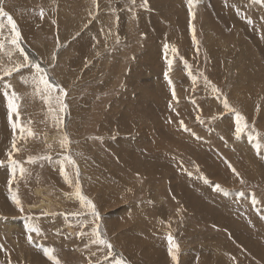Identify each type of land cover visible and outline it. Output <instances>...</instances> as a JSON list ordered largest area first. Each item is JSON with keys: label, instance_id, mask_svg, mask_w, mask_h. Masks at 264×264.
Listing matches in <instances>:
<instances>
[{"label": "rangeland", "instance_id": "rangeland-1", "mask_svg": "<svg viewBox=\"0 0 264 264\" xmlns=\"http://www.w3.org/2000/svg\"><path fill=\"white\" fill-rule=\"evenodd\" d=\"M2 6L16 21L20 48L64 90L67 107L58 113L63 124L52 118L31 83V63L4 75L27 62L8 43L10 26L0 31V264H53L47 248L60 264H174L169 233L179 245L176 264H264V0ZM13 91L18 123L33 136L12 127L5 92ZM225 99L247 124L239 137ZM13 137L15 177L7 156ZM61 161L71 183L60 175ZM77 181L98 220L74 195ZM31 225L41 229L32 243ZM93 229L112 245L110 256L106 245L92 243Z\"/></svg>", "mask_w": 264, "mask_h": 264}, {"label": "snow or ice", "instance_id": "snow-or-ice-1", "mask_svg": "<svg viewBox=\"0 0 264 264\" xmlns=\"http://www.w3.org/2000/svg\"><path fill=\"white\" fill-rule=\"evenodd\" d=\"M134 2V0H133ZM194 0H189V4H193ZM3 5V0H0V18H6V23L4 22L3 19H0V31H2L3 29H5L6 27L10 26V30H11V38L8 41V43L12 46H14L16 49H18L20 51V53L22 55H24V60L27 63H20L17 64L15 68L12 69H8L5 70L4 75L8 76L11 75L12 72L17 71L20 68H25L28 66V63H31V68L34 69L33 73H32V77H31V83L35 86V92L36 94L41 95L42 99L44 100L45 103L49 104V113L52 115L53 119H58L60 124H63V118L60 117L58 115V113H63L67 107V105L64 103V90L62 88H59L58 85H55L54 83L51 82L50 77L47 75V70L44 69L43 67H41V65L39 63H32L28 60V56L26 54H24V50L22 48H20V45L18 43L19 39H20V32L17 29V24L16 21L13 19V16L9 14V12L4 10ZM40 15L43 16V10L41 9ZM189 28L190 30L193 32V43H196V38H195V31H194V25L192 24V20L195 17V13L191 10V8L189 9ZM4 42L0 41V51H2L4 49ZM165 49L168 48V45L165 44L164 45ZM173 52H176V48L173 47L172 48ZM10 54V53H9ZM183 59V58H181ZM169 64V68H171V64L172 61L169 60L168 61ZM186 64V62H185ZM165 78L168 79V71H165ZM206 83H208L209 85H211L210 81H207V78H205ZM25 83H28L27 80L24 81ZM169 84H171V80H169ZM7 87H11V85H8ZM213 92H218L219 90L215 87V85H211ZM59 91V95H54V93L56 91ZM173 99H176L175 96V91H173ZM5 96L7 97V107L9 110V118L10 121L12 120L13 114H15L16 116V120L17 123H13L12 127L14 129H16L17 127L20 128V133L23 136L24 133H27V136H33L34 133L32 132V130L30 128H25L23 126H20L18 121H19V109H20V104H19V99L20 97L17 95L16 92H11L10 94L5 92ZM55 104L57 107H53L52 105ZM223 106L225 109H229L231 111L235 112V116H236V128H235V134L237 137H239V135L241 133H243L245 131V129L247 128V124L244 123V117L235 109H231L227 99H225L223 101ZM199 119V117H198ZM181 126L183 127V122H181ZM257 136H259V133H257ZM251 138V137H250ZM70 143L67 135L65 134L63 136V138L60 140V146L62 148H67L68 144ZM257 147H259V145H257ZM20 148H18L17 143H16V138L13 137V141H12V151L7 153L8 156V163L12 169V174L13 177H15V172L17 170L18 167V162L13 159L12 157V152L15 151H19ZM43 159H50L51 157H42ZM36 159V157H32L30 156L28 158L29 162H34ZM64 161H67V163L72 164L73 166L75 165V161L73 160V158L71 157V155H66L64 157ZM64 161H61V174L64 175L65 181L68 183H71L72 181L69 179L68 174L64 171ZM0 163H3L2 161H0ZM229 167H231V165H229ZM232 171L235 173V169L233 168ZM19 172L20 175L23 176L26 172V169L23 168L22 166H19ZM238 175V173H237ZM207 182V181H205ZM244 181L241 180V183H243ZM12 180H9V185H11ZM217 190L220 189V185H216L215 186ZM11 192V189H9ZM74 195L79 199V201L81 202V205L88 208L91 213L96 217V219H99V214L96 212L95 209V205L93 204V202L88 199L86 196L82 195L81 191H80V186L79 183L77 181L76 183V188H75V192ZM11 199L12 201L16 204L17 208L23 212L24 209L21 207V202L20 199L18 198L17 194L15 192L11 193ZM73 215H80V213H74ZM98 228V226H97ZM29 235H28V240L29 242L33 241V236L31 235V233H35L36 235H39L41 232V229L39 226L36 225H31L29 226ZM78 235H83V233H78ZM93 236H95V239L92 240V243L94 244H101V245H106L107 249H108V255L110 256L111 253V249H112V245L105 239H103L101 237V234L99 233V231H97V229H93ZM166 239L168 240V253L172 259V261L174 262V264H176L177 262V254L179 251V245L176 244V242L174 241L173 236L171 235V233H169L166 237ZM54 249L52 248H47L45 249V255L49 258V260L53 261V264H60V261L56 258V256L54 255ZM116 264H123V262L121 260H117Z\"/></svg>", "mask_w": 264, "mask_h": 264}, {"label": "bare ground", "instance_id": "bare-ground-1", "mask_svg": "<svg viewBox=\"0 0 264 264\" xmlns=\"http://www.w3.org/2000/svg\"><path fill=\"white\" fill-rule=\"evenodd\" d=\"M156 13H157V12H156ZM153 16H154V15H153ZM76 44H77V43H76ZM82 45H83V44H82ZM77 48H78V47H77ZM84 53H85V52H84ZM82 56H83V55H82ZM130 66H131V65H130ZM10 84H11V83H10ZM1 87H2V86H1ZM2 88H3V87H2ZM15 88H16V87H15ZM17 89H18V88H17ZM84 109H85V108H84ZM84 109H83V110H84ZM122 117H123V116H121V119H120L121 121H122ZM19 120H20V119H19ZM16 121H17V120H16ZM74 124H75V123H74ZM113 144H114V143H113ZM124 145H126V144H124ZM126 146H127V145H126ZM111 147H112V145H111ZM123 147H125V146H123ZM126 149H127V148H126ZM114 154H115V152H114ZM120 154H121V153H120ZM59 167H61V166H59ZM55 168H56V166H55ZM53 170H54V169H53ZM59 170H60V169H59ZM53 172H55V171H53ZM59 172H60V171H59ZM58 174H59V173H58ZM82 174H83V173H82ZM60 175H61V173H60ZM117 175H118V174H117ZM54 176H55V175H54ZM57 176H58V175H57ZM57 176H56V178H60V176H59V177H57ZM61 176H62V175H61ZM83 178H84V176H83ZM123 179H124V178H123ZM56 180H57V179H56ZM61 181H62V180H61ZM56 182H57V181H56ZM58 182H59V179H58ZM62 182H63V181H62ZM62 182H60V183H62ZM60 183H59V184H60ZM66 185H67V183H66ZM183 185H184V184H183ZM183 185H181V186H183ZM62 186H63V185H62ZM69 186H70V185H69ZM69 186H68V187H69ZM184 186H185V185H184ZM155 189H156V188H155ZM185 189H187V188L185 187ZM185 189H183V190H185ZM94 190H95V189H94ZM176 190H177V189H176ZM176 190H175V192H176ZM155 191H156V190H155ZM177 191H178V190H177ZM186 191H187V190H186ZM114 197H116V196H114ZM117 198H118V197H117ZM74 199H75V198H74ZM77 200H78V199H77ZM112 200H113V199H112ZM109 202H111V201H109ZM105 203H106V202H105ZM73 204H74V203H73ZM99 205H100V203H99ZM82 208H83V207H82ZM101 208H102V207H101ZM31 209H33V208H31ZM34 209H35V208H34ZM106 209H107V208H106ZM158 211H159V210H158ZM45 212H48V211H45ZM159 213H160V212H159ZM158 215H159V214H158ZM160 215H161V214H160ZM60 217H61V216H60ZM122 222H123V220H122ZM149 223H150V222H149ZM191 226H192V225H191ZM219 226H220V225H219ZM69 228H70V227H69ZM69 228H68V229H69ZM74 228H75V227H74ZM147 228H148V227H147ZM70 229H71V228H70ZM84 230H85V229H84ZM149 230H151V229L149 228ZM79 231H80V230H79ZM209 231H210V230H209ZM79 233H80V232H79ZM81 233H83V232H81ZM72 235H73V234H72ZM124 235H126V234H124ZM63 236H64V235H63ZM24 237H25V236H24ZM118 237H119V236H118ZM118 237H117V238H118ZM121 237H122V236H121ZM123 237H125V236H123ZM138 237H139V236H138ZM119 238H120V237H119ZM140 238H141V237H140ZM110 239H112V238H110ZM25 240H26V239H25ZM133 240H134V239H133ZM133 240H132V241H133ZM137 240H139V239H137ZM137 240H136V241H137ZM141 240H143V237L141 238ZM110 241H111V240H110ZM116 241H118V240L116 239ZM136 241H135V242H136ZM24 242H25V241H24ZM133 242H134V241H133ZM137 242L139 243V241H137ZM137 242H136V243H137ZM143 242H144V240H143ZM31 243H32V242H31ZM143 244H144V243H143ZM33 247H34V246H33ZM137 247H139V246H137ZM27 248H28V247H27ZM139 248H140V247H139ZM28 249H29V248H28ZM104 251H105V250H104ZM253 251H254V250H253ZM29 252H30V251H29ZM148 253H150V252L148 251ZM158 253H159V251H158ZM158 253H157V254H158ZM161 253H162V252H161ZM39 254H40V253H39ZM152 254H153V253H152ZM154 254H155V252H154ZM159 254H160V253H159ZM162 254H163V253H162ZM31 255H32V254H31ZM33 255H34V254H33ZM36 255H37V254H36ZM36 255H34V256H36ZM22 256H23V255H22ZM28 256H29V255H28ZM152 256H153V255H152ZM163 256H164V255H163ZM261 257H262V256H261ZM20 258H21V257H20ZM22 258H23V257H22ZM89 258H90V257H89ZM263 258H264V257H263ZM263 258H262V260H263ZM162 259H163V257H162ZM157 260H158V259H157ZM167 260H168V259H167ZM167 260H166V262H167ZM218 260H219V259H218ZM23 261H24V260H23ZM34 261H35V260L33 259V262H34ZM42 261H43V260H42ZM169 261H170V260H169ZM49 262H50V261H49ZM23 263H25V262H23ZM27 263H28V261H27ZM108 263H109V262H108ZM168 263H169V262H168ZM170 263H171V261H170ZM112 264H113V263H112Z\"/></svg>", "mask_w": 264, "mask_h": 264}]
</instances>
